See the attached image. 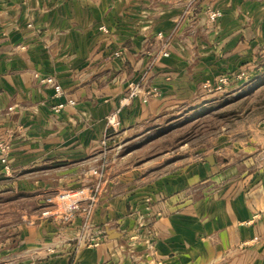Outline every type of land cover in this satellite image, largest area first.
Masks as SVG:
<instances>
[{
	"label": "crops",
	"instance_id": "0c3cea01",
	"mask_svg": "<svg viewBox=\"0 0 264 264\" xmlns=\"http://www.w3.org/2000/svg\"><path fill=\"white\" fill-rule=\"evenodd\" d=\"M211 10L222 17L211 22ZM263 60L264 0H0V142L12 147L0 180L55 197L105 172L91 230L34 217L14 252L0 242V264H264V122L225 138L218 160L117 161L198 105L204 82L256 81ZM136 86L160 95L135 99L108 129ZM102 227L99 247L76 245Z\"/></svg>",
	"mask_w": 264,
	"mask_h": 264
},
{
	"label": "rangeland",
	"instance_id": "374dc122",
	"mask_svg": "<svg viewBox=\"0 0 264 264\" xmlns=\"http://www.w3.org/2000/svg\"><path fill=\"white\" fill-rule=\"evenodd\" d=\"M163 57H166V55H163ZM262 68V76L253 82L250 81L251 77H249L246 72L239 73L241 76L236 75L231 78L222 77L215 82H204L203 88L207 91L206 93L208 95L202 97L200 101L197 100V102L199 101L198 105L184 109L180 119L176 121L172 120L168 124H163L153 129L149 138L138 142L132 147L137 150L134 158L125 161L118 158L117 161H120L123 166L129 162L142 164L146 161H158V158L154 159L153 157L163 156L165 152L169 153L170 151L175 155L181 152L179 153L180 156H176V158L173 156L174 159L172 163L181 160L184 161L190 154L193 156L198 155L201 160L205 158H214L215 160L222 158L223 150L228 148L231 143V141H226L225 138L231 139L241 133H243V136H246L245 133L251 135L261 124L264 125V123L259 124L260 122H264V60ZM221 80L222 82H220ZM45 82L54 86L56 97L60 98L63 95L61 86L57 85L54 79L50 78ZM208 82H211L210 89H206L204 86ZM220 84H222V87L218 89ZM138 88L141 89L140 93L136 97L130 99L129 105L137 98H141L144 103H148L150 99L160 95L157 91L146 94L142 91L140 86L131 88L120 100L119 108L111 111L106 117V126L108 129L112 131L120 130V128H118V130L109 128L107 125V118L114 112H119V114H121L124 107L127 106L122 107L121 104ZM70 102L71 101L68 102L69 105H71ZM65 106V104L60 103L53 107V111L59 113ZM107 142V140H103L102 146L106 147ZM0 143L5 144L7 147L8 154L1 160V163L6 165V172L9 173V156L12 147L7 142ZM224 144L225 146L223 147ZM101 164L104 166L107 163L103 162ZM173 167L174 165L171 168ZM102 168L103 167H100V169ZM141 168H143V166ZM93 174L95 175L94 171ZM93 178L94 180L91 185L82 187L86 188L84 189L85 191L91 192V190L96 187L99 180L95 176ZM16 187L14 179L11 181L10 178L0 180V242L6 240L5 247H7V251L10 250L14 252L16 250L14 245L15 238L14 240L12 238L13 235L19 236L16 231L20 232L24 230L22 228L26 226L30 227L32 224L31 219H34V217L38 222H40V220L45 222L55 221L63 225L72 224L76 219H80L82 227L85 229L86 219L82 210L77 211L69 220L52 216V213L57 211L55 210L54 204L58 201L61 194L68 191V189L57 193L55 197L53 195L52 198L46 197L44 193L32 192L30 189L21 190ZM100 192L101 190L99 188L97 200L93 204L92 215L88 220L86 228L88 231L92 228L91 221L98 204ZM42 201L44 203L41 204ZM63 211L64 208L61 207L60 212L62 213ZM103 230V227L96 229L94 232H91L88 239L83 234L80 239L76 241V245L78 247H99L105 239L99 235ZM95 236L98 237V240ZM92 237H94L96 244L90 246L89 243ZM256 244L257 240H254L253 245ZM154 246L155 244L151 245L149 251L155 253ZM5 247L2 249L3 251H5ZM7 254L9 257L11 256L9 253Z\"/></svg>",
	"mask_w": 264,
	"mask_h": 264
},
{
	"label": "built area",
	"instance_id": "2783aa9c",
	"mask_svg": "<svg viewBox=\"0 0 264 264\" xmlns=\"http://www.w3.org/2000/svg\"><path fill=\"white\" fill-rule=\"evenodd\" d=\"M220 17H222V13L220 11H209V19L211 22H216ZM163 55L168 56V53H164ZM222 82V80L220 81ZM206 89L211 88V82L206 83L205 85ZM222 87V84L218 87L220 89ZM141 89H136L135 92L127 97L123 103L121 104L122 107L129 105V101L132 97H136L140 93ZM71 105H74V102H70ZM107 125L109 128H112L114 130H118V128L121 127V114L119 112H114L111 113V115L107 118ZM0 152L3 158L8 154L7 153V147L5 144L0 143ZM95 177L99 180L96 187L91 190V192H87L84 189L86 188H78V189H68L65 193L61 194L60 198L58 201L54 204L55 210H57L55 213H52V216L58 217V218H64L66 220L71 219L74 214L82 210L83 215L86 219V227L85 231L87 230V225H88V220L90 219L92 212H93V204L96 202L98 193H99V188L102 192L103 190V184L105 181L104 178V168L98 170L96 169L95 171ZM104 179V181H103ZM101 192L99 194V197L101 195ZM61 207L64 208V211L61 213ZM103 238H105V230H103L102 233H99ZM88 239L89 236H86ZM95 238L98 240V237L95 236ZM92 244H96L94 237L90 239L89 245L91 246ZM93 247V246H92Z\"/></svg>",
	"mask_w": 264,
	"mask_h": 264
},
{
	"label": "water",
	"instance_id": "95a60500",
	"mask_svg": "<svg viewBox=\"0 0 264 264\" xmlns=\"http://www.w3.org/2000/svg\"><path fill=\"white\" fill-rule=\"evenodd\" d=\"M210 161H213V159H212V158H211V159L209 158V159H208V162H210Z\"/></svg>",
	"mask_w": 264,
	"mask_h": 264
}]
</instances>
